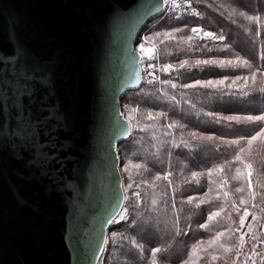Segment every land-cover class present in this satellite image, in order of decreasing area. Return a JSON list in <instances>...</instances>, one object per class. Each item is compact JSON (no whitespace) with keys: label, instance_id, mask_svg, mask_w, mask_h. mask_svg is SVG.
Instances as JSON below:
<instances>
[{"label":"water","instance_id":"water-1","mask_svg":"<svg viewBox=\"0 0 264 264\" xmlns=\"http://www.w3.org/2000/svg\"><path fill=\"white\" fill-rule=\"evenodd\" d=\"M162 14L163 0H0V264H97L123 203L120 101Z\"/></svg>","mask_w":264,"mask_h":264},{"label":"trees","instance_id":"trees-1","mask_svg":"<svg viewBox=\"0 0 264 264\" xmlns=\"http://www.w3.org/2000/svg\"><path fill=\"white\" fill-rule=\"evenodd\" d=\"M192 2L200 10L201 19L177 17L168 12L155 18L157 22L150 29L153 36L175 28L183 29L175 34V40H167L163 36L156 40L161 63L171 64L175 69L163 75L161 81L170 80L177 87L142 80L137 89L126 91L120 101V110L124 117L128 116L131 108L139 110L133 114L131 134L117 146L124 186L133 181H151L156 174L162 176L165 172L172 173V185L169 186L167 181L161 180L157 182L158 187L155 189L144 184L140 188L133 184V188L127 189L129 200L124 201V206L128 208V220L109 225V242L112 245L106 248L102 262L151 264L152 250L161 248L164 251L157 254L159 264H184L185 261L188 264H209L210 257L204 252L205 245L201 242L212 239L216 232H226L229 222L220 219L210 231L200 228L199 225L206 222L210 211H217L219 205L224 203L222 193L225 191L229 193L225 212L231 213L233 229L239 227V217L244 214V208H249L250 213L257 216V221L251 223L257 233L261 232L260 225H264V212L260 211V207H264V200L261 199L264 196V187L256 183L257 180L264 181V144L260 140L254 141L252 154L246 152L242 155L245 163L252 164V191L259 194L256 201L251 200L246 184L232 180L237 167L241 168L245 176L248 169L240 162L228 167L229 162L234 161L239 147L246 146L245 141L264 127V122L237 123L226 119L230 116L244 118L264 115V91L260 90L264 88V77H261L264 72V0ZM240 12L261 17V23H249L239 15ZM193 26H200L223 39L211 42L207 38L195 37L191 44L181 41L180 37L192 34L190 30ZM237 57L247 60L252 67H221L219 64L195 63L197 60H231L238 64ZM185 60L188 61V66L179 68L180 63ZM252 72H256V83L253 84L251 79L246 83L244 78H250ZM197 81L201 84L207 81H223V84L202 87L196 84ZM173 96L175 100L171 99ZM149 111L165 112L167 119H146ZM173 121H178L183 127H164ZM145 126L147 130L142 131ZM166 131L172 132V135H165ZM192 132L204 139H193L190 135ZM208 137L212 139H207ZM173 140L178 146H173ZM233 140H240L241 144L230 146L222 142ZM135 164L146 165L147 170L143 167L136 169L133 166ZM126 166L128 172L124 171ZM221 166L225 167L224 172L215 171ZM210 171L211 176L208 175ZM193 172L203 174L198 177L199 183L191 178ZM225 180L228 181L227 184L223 183ZM241 186L245 187V192H235V188ZM209 187L214 189L210 193L212 202L196 207L200 198L209 199L205 196ZM134 191L141 192L139 208L135 206L136 200L132 195ZM164 193L167 195H163ZM242 196L246 200L244 204L240 203ZM154 197L158 201L156 205L151 203ZM189 197L196 199L192 204L184 203ZM173 199L175 209L172 208ZM233 202L239 212L233 208ZM253 203L259 207L253 208ZM221 215L224 216L225 213ZM113 233L121 235L113 238ZM121 236L127 239H122ZM235 236L238 237V234ZM133 239L137 244L143 245L142 250L133 246ZM222 239H227V236ZM198 244L201 247L194 253L193 248ZM214 264H224L223 258Z\"/></svg>","mask_w":264,"mask_h":264},{"label":"snow or ice","instance_id":"snow-or-ice-1","mask_svg":"<svg viewBox=\"0 0 264 264\" xmlns=\"http://www.w3.org/2000/svg\"><path fill=\"white\" fill-rule=\"evenodd\" d=\"M185 3H187L188 7L191 8V0H185ZM163 4L164 5H168L173 9H179L181 7V4L177 2V0H163ZM192 13L194 15H200L198 12L195 11V9H192ZM240 16L244 17L245 20H247L249 23H254V24H260L261 23V17L259 16H252V15H246L244 12H240L239 13ZM183 31V29L181 28H175L172 31H166L163 33H156L154 36L152 37H146L145 38V43H152L155 40L159 39L161 36H163L165 39L167 40H175L176 39V33ZM191 35H187L184 37H180L181 41H184L186 43L191 44V42L194 40L195 37H199L201 39L207 38V39H211V40H216V39H223L222 36H217L215 33L213 32H209V31H204L203 29L199 28V27H193L191 28ZM163 42V41H161ZM145 43H142L140 45V51L143 54H146L148 59H156L158 58L157 55V48L155 47V45H153L152 48H145ZM237 60L239 61V63H235L231 60L224 62V61H215V60H197L195 63L196 65H200V64H219L221 67L224 66H232V67H247V68H251V64L244 59H241L240 57H237ZM186 66H188V61H182L179 65V68H185ZM154 65L149 64L148 68L150 69H154ZM163 72H169L172 70H175L173 65L171 64H167L161 67L160 69ZM138 75V74H137ZM149 76H153V80H159V77H156L153 75L152 72L148 73ZM262 75H264V72H262ZM239 79V78H238ZM245 82L247 83L248 79H251L252 83L255 84L256 83V72H252L250 78L249 77H245ZM152 81H149V83H151ZM160 83L162 84H168L170 85L172 88H176L177 85L172 83L170 80H165V81H160ZM233 83H235V81H233ZM197 85H200L202 87H214L217 84H223V81H207L204 82L203 84H201L200 81L196 82ZM195 85H184V87H194ZM261 91H264V88L260 89ZM172 100H175V97H171ZM139 110L137 108H131L129 109V114L128 116L125 117V119L128 121V126L125 128V134L130 135L131 131H132V124L131 121L132 119H134V115L135 113H137ZM146 119L149 120H159L160 118H165L167 119V113L165 112H147L146 113ZM229 121H236L237 123L240 122H250V123H255V122H264V115H259V116H247L244 118L241 117H236V116H230L226 118ZM138 126V125H137ZM153 127H155V125H153ZM166 129H174L177 127H183V125H180L178 121H173L172 123H168L164 126ZM142 131H146L147 130V126H145L144 128L141 129ZM165 135H172V132L170 131H166L164 133ZM190 135L192 136L193 139H204V137H199L197 133L192 132L190 133ZM207 139H212L211 137H208ZM261 141V144H264V127H261L260 130L258 132H256L255 135L251 136L250 138H248L245 141L246 146H242L239 147V151L237 152V154L234 157V161L229 162L228 167L230 168L231 165L235 162H240L241 164H243L245 169H248L247 171V175L245 176L243 174V172L241 171L240 167L236 168V175L232 176V180L235 181H240L242 185L246 184L249 196L251 197V200L256 201L257 199V195H259L257 192L252 191L253 189V180H252V176H253V171H252V164L251 163H245L244 160L242 159V155L244 153H248L249 155L252 154V145L254 141ZM183 142V141H182ZM223 143H227L230 146L232 145H240L241 141L240 140H233V141H222ZM171 143L173 144L174 147L178 146L175 144V141H171ZM41 157H46L47 153L41 152L40 153ZM30 164L32 163L31 161L29 162ZM136 169H141L142 167L147 170L146 165H142V164H135L133 165ZM125 172H128L129 169L126 166L124 168ZM215 171H219V172H224L225 171V167L221 166L218 169H216ZM172 173L171 172H165L162 176L160 174H156L151 181L149 180H142L139 183H136L135 181H133L132 183H129L126 186L125 191H127V189H131L133 188V184H135L136 188H140L141 184L146 185L149 188L155 189L158 187V183L159 181L163 180V181H167L168 185L171 186L172 185V180L170 179ZM203 175L202 173H196L193 172L192 173V179L196 180L197 183H199L198 177ZM208 175L211 176L212 172H208ZM129 179H131V176L129 177ZM224 184H227L228 181L225 180L223 182ZM257 184H260L261 187H264V181L261 180H257L256 181ZM214 189L212 187H209L208 192L205 193L206 197H209V199L205 200L203 198H200L199 203L196 204V207H199L200 204H204V203H211V197H210V193L213 191ZM173 192H175V189H173ZM235 192L237 193H243L245 192V187L241 186V187H236L235 188ZM132 195L135 197L136 200V204L135 206L137 208L140 207V201H141V192L140 191H134L132 193ZM163 195H167V193H164ZM223 198H224V203H221V205H219L218 210L217 211H210L208 216H207V220L205 223L200 224L199 227L205 230L210 231L212 226L214 224H218L220 222V219H224L226 221L229 222V227L227 228L226 232H216L215 236L206 241V242H201L204 246V252L207 254L208 257H210L209 260V264H214L215 261H217L218 259L223 258L224 260V264H238V261H241L242 258V264H249V261L251 262V264H264V231H261L259 233H257L253 227L252 224H248V232H241V230L245 227V221L247 219V217L249 215H251L252 217V221H257V216L255 214H252L248 211V209L244 210V214L241 215L239 217V227L233 229L231 227V223H234L232 221V217H231V213H226L225 212V203L227 200V197L229 196V193L227 191L222 193ZM217 198H220V193L217 194ZM122 201H128L129 200V196L127 195H123L120 198ZM196 199L194 197H189L187 201H184V203H188V204H192L193 200ZM262 200H264V196L261 197ZM152 205H156L158 203L157 199L154 197L151 201ZM240 203L244 204L246 203L245 198L242 196L240 199ZM233 208L239 212V209L236 208L235 202H233ZM253 208L259 207L258 204L253 203L252 204ZM172 208L175 209L176 205H175V201L173 199L172 202ZM114 215L107 221L108 224H114V223H120L121 221H127L128 220V208L124 206L123 203H118V205L116 207H114ZM260 211L264 212V207H260ZM225 213L224 216H222L221 214ZM117 217L119 219H117ZM261 229H264V225H260ZM236 233H240V235L238 237L235 236ZM121 235L118 233H113V238H115L116 236ZM225 236H227V239H222ZM235 237V238H234ZM247 237V239H246ZM122 239H127V237H123L121 236ZM108 240L107 238H105L103 240V244H107ZM131 243L133 244V246L139 248V249H143V245L137 244V242L133 239L131 241ZM201 247V244H198L196 247L193 248V252H196V249ZM209 249H211V251H209ZM104 247H100L99 251L101 253L104 252ZM164 251V249L161 248H154L151 252V264H159V259H158V253ZM233 254V255H230ZM184 264H188L187 261L184 262Z\"/></svg>","mask_w":264,"mask_h":264},{"label":"rangeland","instance_id":"rangeland-1","mask_svg":"<svg viewBox=\"0 0 264 264\" xmlns=\"http://www.w3.org/2000/svg\"><path fill=\"white\" fill-rule=\"evenodd\" d=\"M161 16V15H160ZM199 20V19H198ZM152 22L149 24H146V28H144L142 31H141V33H140V36H139V38H138V41H137V43H136V45H135V49H136V51L140 54V66H141V70H142V80H151V81H156V82H158V84H160V81H161V77L163 76V75H167V74H169L171 71H169V72H163V71H161L160 69H161V67L162 66H164V65H167V64H162L161 63V61H160V54H159V47H158V43L156 42V40L154 41V42H152V43H145V38L146 37H152L153 35H152V33H150V29H151V27L157 22V20H151ZM193 27H199L200 28V26H193ZM192 27V28H193ZM204 31H207V30H204ZM210 32V31H209ZM211 42H218L220 39H216V40H211V39H209ZM142 43H145V48L146 49H148V48H152L153 47V45H155V47L157 48V55H158V58H156V59H148L147 58V56H146V54H143V53H141V51H140V45L142 44ZM149 64H152V65H154L155 67H154V69H150V68H148V65ZM149 72H152L153 73V75L154 76H156V77H159V80H153V76H149L148 75V73ZM261 77H264L263 75L261 76ZM119 155V154H118ZM119 159H120V157H119ZM119 169H120V174H121V178H122V187H123V192H124V195H126V191H125V187L126 186H124V184H123V177H122V170H121V168L119 167ZM123 204H124V201H123ZM245 209H248V211L250 212V210H249V208H244V210ZM117 219H119L118 217H117ZM247 220H249V224H251L252 223V217H251V215H249L248 217H247V219H246V221ZM245 221V222H246ZM248 226V225H247ZM247 226H245L242 230H241V232H248L249 231V229H248V227ZM261 231H264V229H261ZM238 234V236L240 235V233H237ZM109 236H111L110 235V233H109V231L107 230V233H106V237L105 238H107V240H108V243L107 244H104L103 245V247H104V252L103 253H101L100 254V256H99V258H98V260H97V264H108V263H105V262H102V256L105 254V252H106V248H108L109 246H110V244H111V242H109ZM246 239H247V237H246ZM112 245V244H111ZM238 264H242V258H241V261H238ZM249 264H251V262L249 261Z\"/></svg>","mask_w":264,"mask_h":264},{"label":"built area","instance_id":"built-area-1","mask_svg":"<svg viewBox=\"0 0 264 264\" xmlns=\"http://www.w3.org/2000/svg\"><path fill=\"white\" fill-rule=\"evenodd\" d=\"M178 3L181 4V7L179 9H173L168 5L163 4V13L173 14L177 17H186V18H192V19H201L202 14L198 7L192 2L191 0V8L188 7L187 3H185V0H177ZM192 9H195L196 12H198L200 15H194L192 13ZM248 225V220L245 222V226Z\"/></svg>","mask_w":264,"mask_h":264}]
</instances>
